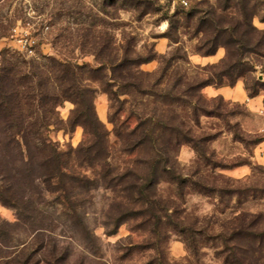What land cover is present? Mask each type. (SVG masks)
Wrapping results in <instances>:
<instances>
[{"label":"trees","instance_id":"16d2710c","mask_svg":"<svg viewBox=\"0 0 264 264\" xmlns=\"http://www.w3.org/2000/svg\"><path fill=\"white\" fill-rule=\"evenodd\" d=\"M215 1V6L208 10L188 12L187 18L192 20L197 14L195 32L201 38L195 53L208 56L219 48L225 49V56L218 63L207 65L203 70L206 72L203 79L196 77L188 81L174 77L169 84L171 76H167V70L176 59L184 60L182 56L169 59L165 55L159 56L162 67L152 73L139 68L154 60V54L134 58L124 55L119 60L99 59L96 69L55 59L37 62L10 57L2 60L0 204L14 210L23 220L31 240L20 245L22 247L10 245L15 229L0 219V264H65L68 248L47 232L50 224L46 219L50 218L45 216L46 208L56 205L61 217L71 222L82 220L86 217L82 207L87 196L99 187L112 189L115 193L104 214L106 235L115 234L121 224L133 219H141L153 236H159L161 231L180 235L192 232V228L185 226L183 218L176 216L178 205L175 201L182 200L183 188L189 182L199 193L216 191L219 197L242 194L234 187L239 182L221 174L214 175L216 169L225 166L213 164L212 176L200 175L198 170L194 174L197 179L193 181L190 180L192 175L180 174L169 155L182 144L191 143L194 151L203 157L201 144L215 136L201 134L195 137L194 134L201 116L210 117L216 113L224 117L219 112L223 99H206L201 92L204 87H231L242 80L249 98L263 90L264 83L256 79L250 56L264 57L258 51L264 43V31L252 24L256 16L249 7L252 0ZM90 82H97L102 93L108 96L110 109L113 102L127 105L126 114L135 119V126L126 132L124 140L121 139L127 153L135 155L132 165L122 172L112 173L107 169L108 132L96 115L93 103L96 89ZM120 97L124 99L120 101ZM64 102L73 105L66 121L58 112ZM177 103L183 109L179 125H175L177 118L171 113L172 105ZM120 112L123 110L115 111V116ZM224 114L232 112L225 111ZM75 127L83 130L81 144L75 150L60 151L49 137L50 130L72 132ZM166 132H171L169 137L165 136ZM233 136L240 139L236 132ZM263 140L256 137L249 144L255 146ZM72 158L78 167L94 171V176L89 177L75 169L71 165ZM210 178L212 186L208 187ZM160 184L173 186L177 191L175 198H162L158 192ZM246 217L244 211L239 212L231 219L227 232L216 236L228 253L225 261L229 264H249L246 254L250 250L246 244L251 246L250 243L258 242L260 249H264V231L254 232L253 222L246 224ZM81 232L79 245L91 252L90 239L94 240L95 236L85 224H82ZM187 241L184 239L185 243ZM190 241L188 248H193L192 237ZM158 243L155 240L151 244L155 253H159Z\"/></svg>","mask_w":264,"mask_h":264},{"label":"rangeland","instance_id":"374dc122","mask_svg":"<svg viewBox=\"0 0 264 264\" xmlns=\"http://www.w3.org/2000/svg\"><path fill=\"white\" fill-rule=\"evenodd\" d=\"M215 3V0H0V68L2 60L10 57L37 62L55 59L96 69L99 59L119 60L124 55L134 58L154 54V60L140 66L141 71L152 73L162 67L158 59L161 55L167 59L182 56L184 60L176 59L167 70V76H171L169 84L174 77L188 81L196 77L203 79L206 76L203 70L208 66L196 65L189 60L201 38L195 32L197 14L192 20L187 18L188 12L208 10ZM249 7L256 14L253 26L264 31V0H252ZM160 42L165 44L162 52L158 51ZM258 51L264 55V43ZM250 56L256 79L264 83V57ZM90 85L96 89L93 101L96 115L108 132L107 169L112 173L122 172L132 165L135 155L127 153L121 139L124 140L126 132L135 126V119L126 114L127 105L113 102L110 109L108 96L102 93L98 83L90 82ZM262 89L260 94L264 102V86ZM123 99L120 97V101ZM72 108L69 102L58 108L63 121ZM119 109L123 112L115 116ZM182 111L179 103L172 105V116L177 118L175 125L181 122ZM225 111L232 114H224ZM219 112L224 117L216 113L210 117L201 116L198 128H194L195 137L215 135L201 144L203 157L194 151L191 143H186L169 152L170 159L180 174L192 175L190 180L193 181L197 179L194 174L198 170L200 175L212 176L213 164L225 166L216 169L214 175L221 174L239 182L234 187L241 190V195L219 197L216 191L199 193L195 186L187 183L182 200L175 199L176 216L183 218L185 226L193 230L184 235L161 231L159 236H153L141 219L129 220L121 224L115 234L106 235L104 214L115 193L104 187L91 190L82 207L86 212L82 220L71 222L61 217L56 205L47 207L45 216L50 218L46 219L50 224L47 232L68 248L65 264H229L225 261L228 253L216 236L227 232L234 216L244 211L247 214L245 223L253 222L252 230L263 232L264 167L254 161V146L249 142L256 137L264 139V105L261 111L251 112L244 104L223 99ZM234 132L243 141L234 139ZM170 134L166 132L165 136ZM49 137L60 151L75 150L83 140V130L81 127H75L72 132L51 129ZM71 165L89 177L94 176L90 168L78 167L74 158ZM208 185L212 186L211 178ZM158 192L162 198L170 200L175 198L177 191L169 184H160ZM0 219L15 229L10 245L22 247L20 245L30 242L31 236L14 210L0 204ZM82 224L95 236L94 240L90 239L91 252L79 245ZM190 237L194 241L193 248H188ZM186 238L187 243L184 242ZM155 240L159 242V253L151 246ZM250 244H246L250 250L246 254L247 262L264 264V249H260L258 242Z\"/></svg>","mask_w":264,"mask_h":264},{"label":"crops","instance_id":"0c3cea01","mask_svg":"<svg viewBox=\"0 0 264 264\" xmlns=\"http://www.w3.org/2000/svg\"><path fill=\"white\" fill-rule=\"evenodd\" d=\"M160 47V48H159ZM165 44L160 42L158 44V51L162 52ZM225 55L223 49L219 48L214 54L204 56L197 53L189 55V60L196 65H212L218 63ZM202 94L208 99L221 97L222 99L238 104H244L245 107L251 112H259L263 109V96L258 94L253 98H249L244 89V84L238 80L233 86H206L202 89ZM254 161L264 167V140L253 147ZM241 168H238L239 170ZM236 170V171H237Z\"/></svg>","mask_w":264,"mask_h":264}]
</instances>
